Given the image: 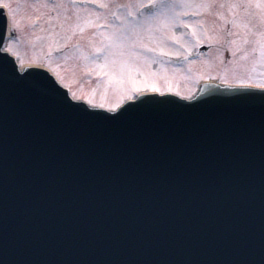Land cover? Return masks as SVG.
Returning a JSON list of instances; mask_svg holds the SVG:
<instances>
[{
    "label": "water",
    "instance_id": "1",
    "mask_svg": "<svg viewBox=\"0 0 264 264\" xmlns=\"http://www.w3.org/2000/svg\"><path fill=\"white\" fill-rule=\"evenodd\" d=\"M0 264H264V91L117 111L2 50Z\"/></svg>",
    "mask_w": 264,
    "mask_h": 264
},
{
    "label": "rangeland",
    "instance_id": "2",
    "mask_svg": "<svg viewBox=\"0 0 264 264\" xmlns=\"http://www.w3.org/2000/svg\"><path fill=\"white\" fill-rule=\"evenodd\" d=\"M0 4L11 13L5 47L21 64L50 67L90 103L114 108L148 88L190 96L202 79L264 83V0Z\"/></svg>",
    "mask_w": 264,
    "mask_h": 264
}]
</instances>
